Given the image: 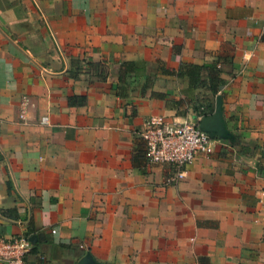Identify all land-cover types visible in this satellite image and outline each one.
<instances>
[{
    "label": "crops",
    "instance_id": "crops-1",
    "mask_svg": "<svg viewBox=\"0 0 264 264\" xmlns=\"http://www.w3.org/2000/svg\"><path fill=\"white\" fill-rule=\"evenodd\" d=\"M263 19L264 0H0V236L28 239L23 264H264ZM216 105L182 179L133 166L148 116Z\"/></svg>",
    "mask_w": 264,
    "mask_h": 264
},
{
    "label": "built area",
    "instance_id": "built-area-1",
    "mask_svg": "<svg viewBox=\"0 0 264 264\" xmlns=\"http://www.w3.org/2000/svg\"><path fill=\"white\" fill-rule=\"evenodd\" d=\"M29 106V98L22 95L19 99L20 119H23ZM39 121L47 124V117L41 116ZM139 135L144 142L145 158L149 163L170 164L174 167L173 173L164 179L166 183H176L182 179L184 165L190 164L195 154L208 155L212 150L211 137L194 123L168 120L163 115L148 116ZM256 214L255 221L264 222V187L257 192ZM29 249L30 244L25 236H0V262L23 264Z\"/></svg>",
    "mask_w": 264,
    "mask_h": 264
},
{
    "label": "trees",
    "instance_id": "trees-1",
    "mask_svg": "<svg viewBox=\"0 0 264 264\" xmlns=\"http://www.w3.org/2000/svg\"><path fill=\"white\" fill-rule=\"evenodd\" d=\"M180 68H183V71H180L181 73L179 72V74L187 77L190 86H195L199 83L198 72L200 70V67L198 65L192 63H181L179 65V69ZM221 83L222 80L217 77L215 71L209 73L207 81V87L209 91L214 93ZM145 159L146 158L143 140L140 137L134 138L131 156L133 166L139 167L143 165Z\"/></svg>",
    "mask_w": 264,
    "mask_h": 264
},
{
    "label": "water",
    "instance_id": "water-1",
    "mask_svg": "<svg viewBox=\"0 0 264 264\" xmlns=\"http://www.w3.org/2000/svg\"><path fill=\"white\" fill-rule=\"evenodd\" d=\"M199 128L206 132L210 137L221 131V126L218 119V105H216V111L208 116L200 118ZM87 257H82L77 264H85Z\"/></svg>",
    "mask_w": 264,
    "mask_h": 264
}]
</instances>
